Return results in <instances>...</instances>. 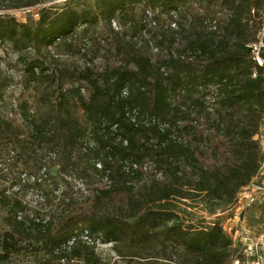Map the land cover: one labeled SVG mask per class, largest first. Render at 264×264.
<instances>
[{
	"label": "trees",
	"instance_id": "obj_1",
	"mask_svg": "<svg viewBox=\"0 0 264 264\" xmlns=\"http://www.w3.org/2000/svg\"><path fill=\"white\" fill-rule=\"evenodd\" d=\"M39 2L0 0V185L11 184L0 188V264H229L233 241L222 226L194 228L179 212L229 209L259 171L254 136L264 119V77L248 44L264 32L263 0ZM145 6L167 17L176 11L177 29L165 20L146 29ZM19 8L36 11L24 21L4 11ZM219 11L217 29H209ZM111 19L120 29L138 27L132 35L145 30L158 52L147 40H126ZM98 25L111 32L105 45ZM86 41L90 58L80 62ZM93 49L103 55L99 64ZM15 90L26 95L21 104ZM126 108L154 123H131ZM19 165L29 169L25 177L14 173ZM54 166L102 183L88 205L78 208L71 188L57 189L55 204L42 196L58 187ZM29 191L39 193L34 205ZM79 226L112 242L119 261H103L80 240L63 247Z\"/></svg>",
	"mask_w": 264,
	"mask_h": 264
},
{
	"label": "rangeland",
	"instance_id": "obj_2",
	"mask_svg": "<svg viewBox=\"0 0 264 264\" xmlns=\"http://www.w3.org/2000/svg\"><path fill=\"white\" fill-rule=\"evenodd\" d=\"M65 1L66 0H40V2L35 6H61ZM179 10L180 12H186L189 10V6L186 5L182 8L180 7ZM4 11L16 17L18 20L24 21L28 16L33 15L36 10L31 8H19L6 9ZM157 24V26L160 25V23ZM133 29H138V27L129 26L121 28V30L127 32L126 34H131ZM146 29L158 28H151L147 26ZM97 31H99V34L97 35L98 38L104 39L105 42L102 45H105V43L110 40L111 32L102 25L97 26ZM93 53L96 55L94 59H96L97 62L102 61L103 55L100 51L97 52V50L93 49ZM20 94V91L15 90L13 97H17L19 103L21 104L26 95ZM10 116L11 115L9 113L6 115L8 118ZM12 118L15 123L21 122V118L18 113L13 114ZM254 139L258 142L262 153L260 168L251 182L247 186L240 189L237 194V200L233 206L214 215H208L197 208L189 209V214L181 211L179 212L180 216L184 218L185 223L194 228L207 226L213 222H217L222 226L223 230L232 238L233 241L234 251L229 264H264V119L259 127L258 133L254 136ZM8 146L11 147L10 144ZM3 171L5 172L6 168H4ZM13 171L17 174L21 173V177H25V175L29 173V169L24 170L20 165L16 166ZM49 173L51 176L56 177L58 187L54 189L52 184L51 186H47L42 196H44V198L46 197L45 199L50 200V203L52 202L53 204L57 203V199L59 198V195H61L57 192V189L68 192V189L71 188L74 200L78 205L77 207L80 208L88 205L92 199L91 196L94 189L96 187H100L102 184L99 180L93 178H83L82 180H79L75 175H60L58 173L57 166L51 167L49 169ZM9 183L10 181L7 180L6 184L2 183V186L0 185V188L6 186L5 188L9 189L11 186ZM80 187H83V189ZM75 188H79V190H75ZM19 193L23 195L24 192L20 191ZM37 194L39 195V193ZM37 194L34 193L33 195L29 191L26 195H24L25 200L31 201V205H34L35 202L33 201L37 200ZM50 203H47V205ZM180 207L184 206L180 204ZM2 217L3 214L0 211V228L3 227ZM97 252L100 254L103 261L111 262V259H113L112 255L105 248H101ZM188 253H193V251L184 250L183 256L186 257Z\"/></svg>",
	"mask_w": 264,
	"mask_h": 264
},
{
	"label": "built area",
	"instance_id": "obj_3",
	"mask_svg": "<svg viewBox=\"0 0 264 264\" xmlns=\"http://www.w3.org/2000/svg\"><path fill=\"white\" fill-rule=\"evenodd\" d=\"M194 7H196V4H193ZM263 21H264V0H263ZM143 13H144V20L147 26L151 27V28H155L157 27V23L159 22V20H165V25H167L169 28L172 29H177L178 27V19H177V12L174 10H171L168 14L165 12H161L160 10H158L157 8H152L150 6H145L143 8ZM223 13L222 12H218L215 16V18H213L212 20H208L207 21V25L209 29L215 30L218 27L219 24V18L220 16H222ZM187 18H189L187 16ZM110 25L113 28V30L120 32L121 29L118 26L116 20L111 19L110 21ZM263 28H264V23H263ZM153 30V29H152ZM126 40H129L133 43H135L137 46H139L141 44V42L143 40H147L149 43V47H150V51L155 54L158 52V47L155 46L149 37V34L143 30L141 33H137L135 35L132 34H126L124 37ZM98 41L101 44H104L105 40L102 38H98ZM90 44L88 43V41L85 42V44L82 46L81 48V52L85 53V57L81 58L80 62L84 61V59H89L90 55L87 52V48ZM249 48H250V57L251 60L254 62V64L258 67H260L262 69V76L264 77V32L263 29L262 31L259 33V36L257 38L256 41L249 43L248 44ZM173 55L175 56V53H173ZM181 58L184 57V55L180 56ZM112 63L114 65H119L122 63V59L119 55H112ZM93 63H100L96 61V59L93 60ZM253 76L255 75V69L254 72L252 74ZM207 95L205 96V105L207 106L208 110H212V104L215 98V92H216V87L215 86H210L208 88V90L206 91ZM127 95V89L123 88L120 92V97H125ZM125 116L129 119V121L131 123L137 124L138 122L144 125H149L154 123L153 119H148V118H143V119H139L138 117V111L135 108H126V112H125ZM112 128H115V125H113ZM100 165L97 164V167H99ZM132 168H136V164H132L131 165ZM126 168H128L126 166ZM146 168V167H145ZM151 166L149 167V165L147 166V169L150 170ZM152 169V168H151ZM152 172L154 173V175L157 178H161V172L157 171L155 169H152ZM103 180L106 181L107 178L104 176ZM83 189V187H80ZM76 240H80L82 243L92 246L94 247V249L96 251H98L101 248H105L109 251V253L112 255L113 259H111V262L113 261H119V257L114 253V251L111 249L112 247V242H104L101 237H99L98 235H94L92 233H90L88 231V229H86L85 227H77L72 235L69 237V239L63 244V247L65 248H69Z\"/></svg>",
	"mask_w": 264,
	"mask_h": 264
}]
</instances>
